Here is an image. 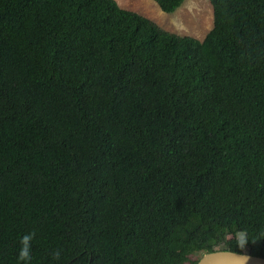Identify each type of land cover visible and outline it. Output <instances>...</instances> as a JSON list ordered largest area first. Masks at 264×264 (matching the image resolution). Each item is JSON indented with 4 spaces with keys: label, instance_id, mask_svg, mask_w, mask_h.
Segmentation results:
<instances>
[{
    "label": "trees",
    "instance_id": "trees-1",
    "mask_svg": "<svg viewBox=\"0 0 264 264\" xmlns=\"http://www.w3.org/2000/svg\"><path fill=\"white\" fill-rule=\"evenodd\" d=\"M209 1L199 40L116 0H0V264L32 230L30 264L264 257V0Z\"/></svg>",
    "mask_w": 264,
    "mask_h": 264
},
{
    "label": "rangeland",
    "instance_id": "rangeland-1",
    "mask_svg": "<svg viewBox=\"0 0 264 264\" xmlns=\"http://www.w3.org/2000/svg\"><path fill=\"white\" fill-rule=\"evenodd\" d=\"M116 2L120 7L138 12L162 29L177 35H188L201 40L212 27L213 13L209 0H184L171 13L161 11L153 0H116ZM198 20L200 24L196 23ZM198 25L202 26L198 28ZM197 256H199L197 253L191 254L190 258Z\"/></svg>",
    "mask_w": 264,
    "mask_h": 264
},
{
    "label": "water",
    "instance_id": "water-1",
    "mask_svg": "<svg viewBox=\"0 0 264 264\" xmlns=\"http://www.w3.org/2000/svg\"><path fill=\"white\" fill-rule=\"evenodd\" d=\"M195 264H264V257L230 250L203 253Z\"/></svg>",
    "mask_w": 264,
    "mask_h": 264
},
{
    "label": "clouds",
    "instance_id": "clouds-1",
    "mask_svg": "<svg viewBox=\"0 0 264 264\" xmlns=\"http://www.w3.org/2000/svg\"><path fill=\"white\" fill-rule=\"evenodd\" d=\"M36 236V231L32 230L20 237L19 244L20 248L17 254V259L23 264H30L32 259V241ZM237 241L241 248L247 244V234L245 231H240L237 233ZM50 256L53 260H59L61 256V249H53L50 252Z\"/></svg>",
    "mask_w": 264,
    "mask_h": 264
},
{
    "label": "bare ground",
    "instance_id": "bare-ground-1",
    "mask_svg": "<svg viewBox=\"0 0 264 264\" xmlns=\"http://www.w3.org/2000/svg\"><path fill=\"white\" fill-rule=\"evenodd\" d=\"M201 21H202V20H201ZM196 23H197V24H200V20L196 21ZM201 24H202V22H201ZM195 26H196V25H195ZM201 26H202V25H200V26L198 25V28L201 27ZM196 28H197V27H196ZM196 31H197V30H196Z\"/></svg>",
    "mask_w": 264,
    "mask_h": 264
}]
</instances>
